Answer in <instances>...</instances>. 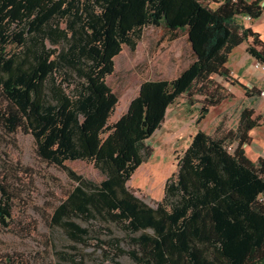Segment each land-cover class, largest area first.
I'll list each match as a JSON object with an SVG mask.
<instances>
[{"label":"trees","instance_id":"1","mask_svg":"<svg viewBox=\"0 0 264 264\" xmlns=\"http://www.w3.org/2000/svg\"><path fill=\"white\" fill-rule=\"evenodd\" d=\"M263 13L264 0H0V130L31 135L38 158L74 182L51 214L71 244L72 263L94 228H117L135 264H264V160L254 163L244 150L250 132L264 124L254 109H242L235 129L221 123L212 134L197 131L155 207L127 186L179 98L209 99L200 124L225 100L212 79L230 81L227 65L237 47L246 43L264 64V42L241 22ZM149 26L186 32L194 60L173 80L144 82L127 112L109 124L118 98L106 79L123 47L135 51ZM76 161L92 164L104 179L95 184L66 166ZM12 192L0 181L4 228Z\"/></svg>","mask_w":264,"mask_h":264},{"label":"rangeland","instance_id":"2","mask_svg":"<svg viewBox=\"0 0 264 264\" xmlns=\"http://www.w3.org/2000/svg\"><path fill=\"white\" fill-rule=\"evenodd\" d=\"M8 52H17L14 46ZM244 44L233 54L243 57ZM194 60L187 41L186 32L172 34L162 27H146L142 40L135 51L123 47L115 58L114 73L106 83L118 98L116 110L109 124L117 122L128 110L131 101L138 95L146 81L173 80ZM256 62V61H255ZM232 72V71H231ZM230 72L226 82L219 76L213 77L218 86L216 94L225 97L219 105L210 107L207 117L199 124L202 106L208 105L204 95L182 96L167 111L161 128L146 142L152 154L146 159L128 182V188L145 204L155 207L164 197L167 181L177 173L178 160L189 147L193 136L201 130L208 134L224 123L229 129L238 125L240 113L254 100L242 97L239 82ZM214 88H211L214 91ZM257 96V89L251 91ZM250 94L248 95V97ZM248 103V104H247ZM235 145L230 146L233 151ZM66 166L98 184L104 177L92 164L76 161ZM0 181L12 189V219L8 228L0 225V264H76L69 255L71 244L60 230L51 224L54 207L74 186V182L60 167L41 161L36 155L34 138L21 131L6 135L0 130ZM92 240L81 246L75 255L77 264H135L127 252V238L117 228L111 232L94 228ZM119 239L116 250L113 240ZM98 240L108 244L96 246ZM100 247V248H99ZM67 254V259L61 255Z\"/></svg>","mask_w":264,"mask_h":264},{"label":"crops","instance_id":"3","mask_svg":"<svg viewBox=\"0 0 264 264\" xmlns=\"http://www.w3.org/2000/svg\"><path fill=\"white\" fill-rule=\"evenodd\" d=\"M242 24L250 28L260 36L264 42V13L259 19L242 18ZM247 44H244L243 57L231 54L227 68L233 77L240 83L242 97L254 100V105L249 102L245 108L254 109L257 116L264 118V98L259 96V91L264 89V70L255 69V59L247 52ZM257 89V96H252L251 91ZM250 96L248 97V95ZM244 109V108H243ZM251 141L244 146L246 156L254 163L260 159L264 160V124L250 132Z\"/></svg>","mask_w":264,"mask_h":264},{"label":"built area","instance_id":"4","mask_svg":"<svg viewBox=\"0 0 264 264\" xmlns=\"http://www.w3.org/2000/svg\"><path fill=\"white\" fill-rule=\"evenodd\" d=\"M255 69H257V70H264V64L259 63V62H256L255 63ZM259 96L261 98H264V89H262V90L259 91Z\"/></svg>","mask_w":264,"mask_h":264}]
</instances>
